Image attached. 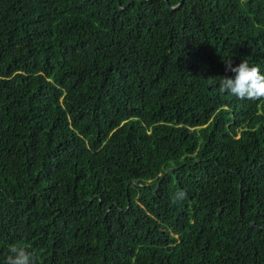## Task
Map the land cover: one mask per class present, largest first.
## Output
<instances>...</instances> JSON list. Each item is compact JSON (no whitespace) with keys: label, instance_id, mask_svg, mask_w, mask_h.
<instances>
[{"label":"trees","instance_id":"16d2710c","mask_svg":"<svg viewBox=\"0 0 264 264\" xmlns=\"http://www.w3.org/2000/svg\"><path fill=\"white\" fill-rule=\"evenodd\" d=\"M119 1L0 0V264H264V0Z\"/></svg>","mask_w":264,"mask_h":264},{"label":"clouds","instance_id":"9594fccd","mask_svg":"<svg viewBox=\"0 0 264 264\" xmlns=\"http://www.w3.org/2000/svg\"><path fill=\"white\" fill-rule=\"evenodd\" d=\"M225 63L226 71L235 73V77L209 79L211 83H218V90L221 94L227 92L241 100L264 99V73L261 72L258 65L250 64L247 59L235 67H233L231 59ZM10 252L11 255L7 258V264H36V257L25 247L13 246Z\"/></svg>","mask_w":264,"mask_h":264},{"label":"water","instance_id":"95a60500","mask_svg":"<svg viewBox=\"0 0 264 264\" xmlns=\"http://www.w3.org/2000/svg\"><path fill=\"white\" fill-rule=\"evenodd\" d=\"M132 1H133V0H130L125 6H122L121 3H120V1H119V2H118V5H119V7H120L121 9H125L128 5L131 4ZM183 1H184V0H180V2H179L177 5H172V4L170 3L169 0H166V2H167V7H168L169 9H171V10L177 9V8H179V7L182 5ZM170 170H171V169H169L167 172H169ZM133 182H134V181H133Z\"/></svg>","mask_w":264,"mask_h":264}]
</instances>
